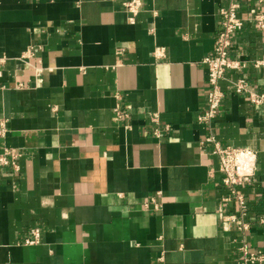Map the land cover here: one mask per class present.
<instances>
[{
  "label": "crops",
  "instance_id": "1",
  "mask_svg": "<svg viewBox=\"0 0 264 264\" xmlns=\"http://www.w3.org/2000/svg\"><path fill=\"white\" fill-rule=\"evenodd\" d=\"M123 1L0 0V152L22 155L0 171V264H241L242 241L264 252V108L233 90L244 78L264 94L252 65L264 33L233 35L229 58L246 67L220 82L209 129L204 59L230 0H144L134 23ZM237 1L242 17L264 13ZM209 133L257 153L243 235L219 218L236 206Z\"/></svg>",
  "mask_w": 264,
  "mask_h": 264
},
{
  "label": "built area",
  "instance_id": "2",
  "mask_svg": "<svg viewBox=\"0 0 264 264\" xmlns=\"http://www.w3.org/2000/svg\"><path fill=\"white\" fill-rule=\"evenodd\" d=\"M143 1L126 0L121 3L130 23L135 22L141 11ZM257 2L263 4L264 0H257ZM240 9L241 5L237 0H230L228 5L221 9L220 29L214 41L213 54L204 59V64L208 70L206 107L203 113L199 115L198 122L209 129H212L213 121L220 113L221 103L224 98L220 82L224 79L227 72L241 70L246 67L244 62L229 58L233 35L242 29L245 24H251L264 33V13L259 11L251 12L242 17ZM252 65L255 69L261 71L264 79V56L259 60L253 61ZM233 90L238 95H245L251 105L264 108V94L250 89L246 79L237 80L233 84ZM151 122L158 126V116L155 114L151 115ZM4 134L5 126L4 123H1L0 137H4ZM152 134L156 138L160 137L158 128H155ZM201 144H209L212 147L211 155L218 159V172L221 175V183L228 190V195L223 201L232 202L236 206L235 213L224 215L220 212L219 218L221 221L233 224L237 231L243 235L249 230L250 225L246 221L248 214L247 202L244 195L239 192V189L255 181L258 169L257 153L246 148L223 147L212 133H209L201 141ZM21 156L20 153L13 149L3 148L0 152V171L5 168H11L16 171ZM259 223L264 225V215L259 218ZM39 241L40 231L34 229L31 231V237L25 240V244L36 245ZM239 250L242 254L241 264H264V252L262 250L251 251L243 241Z\"/></svg>",
  "mask_w": 264,
  "mask_h": 264
}]
</instances>
